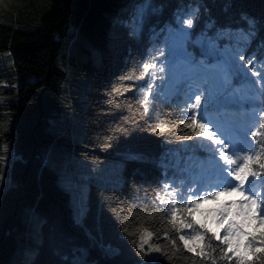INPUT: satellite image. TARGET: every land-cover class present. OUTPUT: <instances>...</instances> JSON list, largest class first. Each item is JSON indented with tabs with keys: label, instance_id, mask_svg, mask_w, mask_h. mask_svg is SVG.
<instances>
[{
	"label": "trees",
	"instance_id": "obj_1",
	"mask_svg": "<svg viewBox=\"0 0 264 264\" xmlns=\"http://www.w3.org/2000/svg\"><path fill=\"white\" fill-rule=\"evenodd\" d=\"M28 17L18 28L0 24V52L13 60V75H5L11 83L0 86V123L12 112L0 127V175L5 144L14 155L0 195V264L15 257L18 264H236L213 233L183 226L196 221V211L189 215L180 195L208 190L200 163L212 157L211 142L193 135L188 102L150 94L146 112L144 99L184 28L189 52L203 55L193 42L206 39L263 68L264 0H53L32 33L20 28ZM189 18L191 28L183 24ZM145 64L155 68L144 74ZM241 72L236 83L251 81ZM257 95L251 131L264 124V88ZM212 107L205 104L204 112L215 114ZM78 160L124 166L118 186L88 183L84 211L59 180H77ZM165 184L176 197L165 195ZM169 199L177 200L175 217ZM35 214L42 218L38 242L31 237ZM193 229L203 241H191L195 250L188 251L179 236L188 239ZM145 230L160 252L139 250ZM249 232L259 237L264 227ZM260 245L244 259L264 264Z\"/></svg>",
	"mask_w": 264,
	"mask_h": 264
},
{
	"label": "rangeland",
	"instance_id": "obj_2",
	"mask_svg": "<svg viewBox=\"0 0 264 264\" xmlns=\"http://www.w3.org/2000/svg\"><path fill=\"white\" fill-rule=\"evenodd\" d=\"M52 3L53 0H0V24L18 28L16 21L28 14V22L21 24L20 28L25 32L32 33L36 29L37 19L45 14ZM188 35L185 28L178 32L173 45L175 51L171 53V56L167 60L161 61L158 64L159 69L163 68V71L158 69L157 75L151 77V94L158 95L164 100L180 97V99L189 103V107H187V114L189 115L198 112L200 116H203L205 115V104L213 106V110L217 113L216 116L212 117L206 114L207 119L203 122L208 125L211 124V127L217 131L226 143L228 140H232L240 147H243L245 134L250 131V123L258 116L256 102L257 94L264 88V67L256 69V66L252 64L251 67H254L257 73H259V75H254L246 64V61L238 59L232 51L229 54L228 51L225 52L219 49L218 45H215V43L210 44L206 39H198L193 42L202 49L203 55L189 52L186 48L190 40ZM241 38L244 40L245 36ZM239 72L243 75L248 73L252 76L251 81L243 84L236 83L235 76ZM6 74L9 76L13 75L12 56L8 53L0 52V79L4 82L0 86H7L11 83L9 77H5ZM196 95L203 96L205 100L204 102L201 101L197 109H191L190 106L195 102L194 98ZM0 98L3 105L5 101L2 96ZM11 114L12 112L9 111L4 112V121L0 123V127L6 122L10 123L12 121ZM200 116L197 119L200 120ZM80 127L75 124L73 125L75 130H78ZM9 149L11 150L10 145L5 144L2 156L3 171L0 175V195L4 193L6 185L9 182L8 172L10 164L14 159V155L12 152L10 153ZM230 151L231 148H229ZM76 162L73 168V172L77 176L76 181L68 177L63 180L61 178L63 170L54 168L61 178L59 179L60 184L71 193L74 201H72V205L75 209L77 207L82 208L84 196L88 190V183H95L102 187H115L120 185L122 181L124 166L121 161L89 162L78 160ZM200 165L201 176L207 181V185H209L213 172L212 157L206 158L204 163L202 162ZM226 196L227 198L214 208L203 207L200 211L195 212L194 218L196 221H199V225L207 224L210 228L216 230L218 227L216 217H209L206 213L219 210L225 203L242 199L239 196ZM84 208L85 203H83V211ZM235 211L234 209L233 212ZM41 220L42 218L38 214H35L32 218L34 230H32L31 237L36 242L40 240ZM249 228L251 229L252 227L246 226L245 230L248 231L247 229ZM219 231L221 237H223V229ZM210 232L212 233V231ZM143 235L147 236V232H144ZM244 243L246 245L247 240ZM150 246L155 248L149 242L145 244V248ZM189 247L194 249L191 241H189ZM260 247L259 243H257L254 249L242 247L241 255L244 258H252L251 250L253 249L256 253ZM148 252L150 255L155 253V251H150L149 248ZM15 259L16 257L13 259V264H18L19 261H15Z\"/></svg>",
	"mask_w": 264,
	"mask_h": 264
},
{
	"label": "snow or ice",
	"instance_id": "obj_3",
	"mask_svg": "<svg viewBox=\"0 0 264 264\" xmlns=\"http://www.w3.org/2000/svg\"><path fill=\"white\" fill-rule=\"evenodd\" d=\"M187 27L191 28L193 25L192 19H187L183 21ZM240 60H243V55L239 56ZM246 64L250 68L252 74L259 75L254 67H251L253 61L251 59L246 61ZM155 68V65L145 64L143 66L144 74H148L149 68ZM163 71V68L159 69ZM141 79L143 76L140 77ZM151 87L147 89L145 93L144 105L145 111L147 112L148 99L147 97L151 94ZM195 102L191 104V109H197L201 104V96L196 95L194 98ZM200 116L198 112H194L188 117L191 122L188 126L193 128V135L197 137H203L211 144L209 147L212 149V164L213 172L211 176V183L208 185V190L203 191V185L201 190L192 189L193 195H180V200L183 202L182 207L189 215L192 212L200 211L203 204L211 202L220 203V197L228 196H239L242 199L239 201H231L225 203L223 207L219 210L209 211L206 213L209 217H216L217 229L213 230L207 224H201L200 227L204 228L206 231H212L213 236L216 240L221 241L223 245H226L225 252L231 251L232 256L236 258V264H252L250 261H246L241 255L242 247L255 248L257 243L264 244V232L260 233V236H255L252 232L246 231V226H251L253 223L258 221L256 227H264V215H261V211H264V160L261 159L264 156V124L258 125L256 130L250 131L245 134V140L247 142V147H240L238 144L234 143L232 140L220 139L216 136V133L209 130L208 124L203 121L207 119L206 114L200 116V121L197 123V117ZM211 123V121H209ZM200 129L196 131V129ZM218 130V129H217ZM251 136L253 139L248 140L247 137ZM216 145V147H212ZM229 148L231 151L229 152ZM218 157V159H217ZM171 186L168 184L164 185L165 195L170 197H176L177 192L172 189L170 192L168 189ZM185 191H188L186 189ZM159 198V197H158ZM164 203V200H160ZM167 203L173 207L169 209L172 217L176 215L177 204L176 199H169ZM236 210L233 212V210ZM174 223V220L171 221ZM183 224V222H181ZM199 221H192L183 225L189 229L193 228V224H198ZM220 229H223L224 235L221 237ZM147 232V230H145ZM152 237L151 232H147V238L144 235L140 237V243L137 245L141 252H144L145 244L149 242ZM181 241H184V246L188 251H194L192 247H189V241H203V235L193 229V233L185 239L183 235L179 236ZM247 240L245 245L244 241ZM173 244L176 241H172ZM150 251L160 252L159 247H149ZM201 254H203V249H201ZM231 259V257H229Z\"/></svg>",
	"mask_w": 264,
	"mask_h": 264
}]
</instances>
